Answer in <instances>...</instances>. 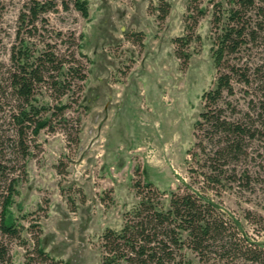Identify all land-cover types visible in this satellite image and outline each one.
I'll use <instances>...</instances> for the list:
<instances>
[{
	"label": "rangeland",
	"instance_id": "374dc122",
	"mask_svg": "<svg viewBox=\"0 0 264 264\" xmlns=\"http://www.w3.org/2000/svg\"><path fill=\"white\" fill-rule=\"evenodd\" d=\"M56 1L31 28L21 16L32 0H0V79L13 69L12 53L22 39L36 52L49 44L58 55L75 58L86 76L79 89L77 76H69L70 87L59 100L47 88L37 92L50 108L69 104L64 113L69 122L56 115L52 126L29 132L26 157L13 153L7 141L15 137L10 97L0 115V207L12 183L9 207L20 230L17 237L3 238L8 248L3 264H51L42 262L39 248L54 264H101L100 236L106 228L122 226L124 214L139 201L137 188L151 182L180 193L185 184L194 190L203 185L202 177L189 172L197 164L187 150L197 142L201 95L217 75L209 16L200 17L194 29L200 39H194L192 56L182 66L172 41L185 31L191 0H86V18L74 0H65L68 9ZM192 3L210 5L209 0ZM161 8H168L163 20ZM232 60L247 65L251 81L235 82L234 93L224 95L226 116L263 120L264 34ZM236 168L247 169L252 179L229 183L220 206L239 221L245 243L264 248V129ZM169 197L160 195L165 201ZM187 258L190 264H206L189 250Z\"/></svg>",
	"mask_w": 264,
	"mask_h": 264
},
{
	"label": "trees",
	"instance_id": "16d2710c",
	"mask_svg": "<svg viewBox=\"0 0 264 264\" xmlns=\"http://www.w3.org/2000/svg\"><path fill=\"white\" fill-rule=\"evenodd\" d=\"M192 2L196 0L187 5L185 31L172 43L176 58L186 66L192 56L189 50L192 42L200 39L194 29L200 17L209 16L210 52L217 75L212 87L201 95L203 109L194 125L197 142L187 150L197 164L189 172L202 177L203 185L194 190L185 184L187 189L180 193L159 190L151 182L144 184L142 189L137 188L139 201L124 214L122 226L106 228L100 236L101 264H190L188 250L206 264H264V248L244 242L246 238L238 233L239 221L225 214L219 199L229 183H250L249 171L237 170L236 165L247 157L249 143L264 129V119L253 120L249 114L243 120L229 119L221 104L225 94L234 93L235 82L250 84L247 65L232 59L264 34V0L216 3L209 0L208 7ZM56 3V0H32L21 20L28 18L31 28H35L40 14L54 9ZM61 3L68 9L65 0ZM74 6L84 18L88 16L86 0H74ZM161 11L158 17L163 20L168 8H161ZM65 57V54L55 53L49 44L36 52L22 39L12 53L13 69L7 70V76L0 79V115L5 111V104L10 102L9 97L15 102L9 109L15 137L7 141L12 152L20 158L29 154L26 145L29 132L36 135L41 129L52 126L56 115L60 116L59 122H69L64 116L69 104L60 102L50 108L47 102L42 103L37 98V92L47 88L56 94V100L61 99L67 94L72 75L81 82L78 89L82 87L86 76L78 60ZM260 81L264 87V77ZM260 105L259 116L264 117V100ZM54 108L57 111L49 115ZM13 192L12 183H9L2 194L0 264L8 258L3 238L20 234L9 207ZM164 194H169L168 201L160 199ZM37 250L42 262L51 260L54 264L53 258L43 249Z\"/></svg>",
	"mask_w": 264,
	"mask_h": 264
}]
</instances>
